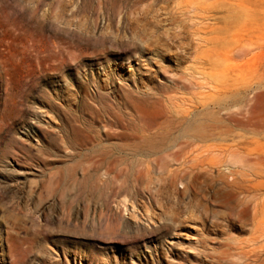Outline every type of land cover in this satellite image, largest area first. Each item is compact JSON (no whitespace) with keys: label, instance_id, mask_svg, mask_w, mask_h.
I'll return each mask as SVG.
<instances>
[{"label":"rangeland","instance_id":"obj_1","mask_svg":"<svg viewBox=\"0 0 264 264\" xmlns=\"http://www.w3.org/2000/svg\"><path fill=\"white\" fill-rule=\"evenodd\" d=\"M0 264H264V0H0Z\"/></svg>","mask_w":264,"mask_h":264},{"label":"bare ground","instance_id":"obj_2","mask_svg":"<svg viewBox=\"0 0 264 264\" xmlns=\"http://www.w3.org/2000/svg\"><path fill=\"white\" fill-rule=\"evenodd\" d=\"M106 135L107 136H112V135H115V136H120L121 135V133H117V132H114V133H111V129H109L107 132H106ZM195 142H192V141H186V142H182V143H174V144H170V143H166V145L167 146H169V147H171L172 146V148H179L177 151H176V155H178L179 153L178 152H183L185 149H187V148H189V151H188V153H190V151H192V149H190L192 146H193V144H194Z\"/></svg>","mask_w":264,"mask_h":264}]
</instances>
